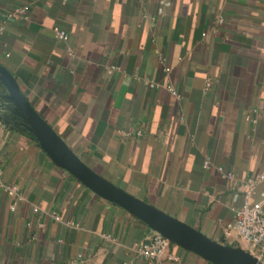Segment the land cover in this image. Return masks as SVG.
I'll use <instances>...</instances> for the list:
<instances>
[{"label":"crops","instance_id":"crops-1","mask_svg":"<svg viewBox=\"0 0 264 264\" xmlns=\"http://www.w3.org/2000/svg\"><path fill=\"white\" fill-rule=\"evenodd\" d=\"M0 64L94 171L247 251L225 234L242 194L216 166L237 185L264 173V0H0ZM0 167L21 195L0 187V264H212L172 242L173 258L143 257L155 231L1 115Z\"/></svg>","mask_w":264,"mask_h":264},{"label":"water","instance_id":"water-1","mask_svg":"<svg viewBox=\"0 0 264 264\" xmlns=\"http://www.w3.org/2000/svg\"><path fill=\"white\" fill-rule=\"evenodd\" d=\"M0 84L5 89L8 101L5 105L7 112L1 111L0 115L17 119L49 159L86 188L123 208L170 242L199 255L212 264H263L250 252L224 244L222 240L211 239L200 230L128 193L94 171L34 109L20 91L13 75L1 64Z\"/></svg>","mask_w":264,"mask_h":264},{"label":"built area","instance_id":"built-area-1","mask_svg":"<svg viewBox=\"0 0 264 264\" xmlns=\"http://www.w3.org/2000/svg\"><path fill=\"white\" fill-rule=\"evenodd\" d=\"M18 12H23L19 10ZM222 18L218 20L221 22ZM55 35L59 39H66L67 35L64 31L55 28ZM203 36L206 34L203 33ZM159 85V84H157ZM172 94L178 96L173 88L169 85L166 86ZM137 135L140 134L138 131ZM204 167L208 168L210 160L206 158L203 162ZM217 170L220 171L222 177L228 182L230 187L235 188L236 191L242 194L241 204L234 209V218L225 229L226 236L231 237V232L235 234L238 241L245 244V248L248 252L254 256L259 255V252L264 249V188L259 192L258 200H251V196L256 192L257 186L264 182V173H256L241 180L237 185L235 183V175L232 171H224L220 166H216ZM3 171L0 167V187L8 195L21 199V195L18 191V186L14 183H5L3 180ZM11 208H14L12 204ZM57 218V217H56ZM170 241L162 236L160 233L153 232L146 236L138 245V252L145 258L154 259L160 263L167 258H173L169 253ZM82 260L69 259L64 264H81Z\"/></svg>","mask_w":264,"mask_h":264},{"label":"trees","instance_id":"trees-1","mask_svg":"<svg viewBox=\"0 0 264 264\" xmlns=\"http://www.w3.org/2000/svg\"><path fill=\"white\" fill-rule=\"evenodd\" d=\"M4 89V88H3ZM232 245H235L234 243Z\"/></svg>","mask_w":264,"mask_h":264}]
</instances>
